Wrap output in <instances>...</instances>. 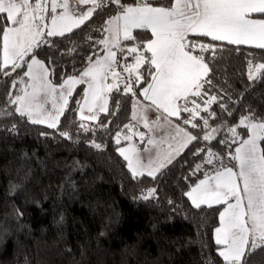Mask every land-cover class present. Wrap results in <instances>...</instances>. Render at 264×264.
Returning <instances> with one entry per match:
<instances>
[{
	"label": "trees",
	"instance_id": "trees-1",
	"mask_svg": "<svg viewBox=\"0 0 264 264\" xmlns=\"http://www.w3.org/2000/svg\"><path fill=\"white\" fill-rule=\"evenodd\" d=\"M136 2L120 0L119 5L108 2L96 7L71 32L46 36L28 58L42 61L55 85L80 75L103 56L105 44L100 41L108 21L121 7ZM148 2L167 7L172 0ZM253 18L264 16L253 14ZM133 36L123 45L139 46L141 54L150 56L143 45L151 34L135 30ZM189 39L216 46L214 52L200 53L197 48L195 53L209 67L205 78L209 82L201 91L206 99L217 97L210 106L215 115L208 128L199 117L194 123L200 126L194 128L184 123L182 117H188L181 112L177 121L199 139L155 176L134 178L117 152L126 144L121 137L128 131L125 125L133 122L134 100L149 83V71H154L149 64L140 68L143 75L134 84L135 95L123 92L125 79L118 83L119 90L109 91L107 111L95 121H83L88 131L79 127L82 84L73 90L57 127L49 128L22 118L8 102L9 93H21L25 65L10 76L0 71V113H7L0 114V264H224L214 240L223 204L196 208L186 193L209 174L235 167V149L248 137L246 128L238 126L242 118L264 122V71L253 79L247 75L250 62L264 63V49L208 37ZM1 48L2 33L0 56ZM134 55H128V64L135 63ZM202 113L201 117L208 115ZM231 127L237 128L235 142ZM212 128L219 131L205 141V132ZM260 148L264 152V140ZM209 152L214 153L211 164L206 163ZM243 264H264V244L248 251Z\"/></svg>",
	"mask_w": 264,
	"mask_h": 264
},
{
	"label": "snow or ice",
	"instance_id": "snow-or-ice-1",
	"mask_svg": "<svg viewBox=\"0 0 264 264\" xmlns=\"http://www.w3.org/2000/svg\"><path fill=\"white\" fill-rule=\"evenodd\" d=\"M78 5L91 3L92 8L77 15L70 11L67 0H50L51 26L45 33L43 13L46 11L48 0H0V33L3 41V59L0 71L4 75H10L11 71L21 68L24 60L33 46H39L44 35L63 36L79 27L88 20L96 7L100 6L98 0H76ZM110 3L119 5L120 0H109ZM58 8L63 11L58 15ZM119 15L108 21L110 25L105 31L110 33L100 43L106 45L104 59L97 60L95 64L85 70L80 79H66L60 86L58 100L57 88L47 79L48 70L40 61L32 59L27 64L24 75L30 81L21 89L22 94L13 96L9 93L8 102L14 106L15 113L22 118L26 117L30 123L46 124L49 128H56L60 116L63 115L68 97L72 95L76 84L87 83L88 89L84 92V102L79 106V127L89 130L83 121H95L97 119L94 109L107 111L105 92L117 88L121 79H125L115 71L113 65L117 63L116 52L112 48L119 45L121 36L124 40H134L133 29L150 30L152 38L143 45L145 56L139 51V46L128 47L127 53L134 55V64L125 63L123 70L128 74L125 79L123 92L134 93V84L142 79L140 68L145 63L154 69L149 71L151 82L140 91L148 104L165 115V124L171 125L169 117H178L181 112L189 113L184 120L185 124L199 127L197 118L203 120L204 128L209 127V120L214 118V112L210 106L216 102L217 97L208 96L203 105L190 97L202 98L205 78L209 72L208 64L202 55L195 54L197 48L200 53L215 50V45L197 42L189 39V36L208 37L211 41H224L231 45H249L264 49V19H255L253 14L264 16V0H175L170 7H153L148 4H137L135 7H121ZM8 25H11L10 27ZM111 44V47H107ZM124 51L123 48L120 49ZM264 71V63L252 65L250 62L249 78L254 73ZM111 74L113 84L105 85L103 81ZM135 77L133 80L132 77ZM87 78V79H85ZM22 82V81H21ZM17 82H13L16 87ZM30 89V91H29ZM117 90H119L117 88ZM51 97L52 111H48L45 105ZM184 103L181 105L180 101ZM99 102V103H98ZM189 104L192 106L189 107ZM87 111L91 115L85 116ZM134 111L133 119L143 121L145 128L152 130L162 128L161 118L149 123L145 112L148 105ZM208 113L201 117L200 113ZM7 115V113H0ZM240 127L247 130L248 138L240 142L235 149V159L238 163L239 172L231 168L216 172L213 176H206L196 184L188 193L187 197L196 208L202 204L212 207L213 204H225L226 207L220 213V227L215 229V244L219 246L218 255L224 264H243V257L248 251L256 249L264 244V152L261 151L258 141L264 140V122L252 123L248 117L239 121ZM131 135L125 137L131 140L138 136L144 141L143 134L125 125ZM219 129L212 128L205 132L203 139L209 141L214 138V133ZM232 140L237 138V128H229ZM65 138H70L67 132L61 133ZM179 138V139H178ZM173 141L178 140L179 147L172 152H166L162 157L158 153L156 161H149L147 166L141 162V157L134 145L119 149L120 155L127 161V166L133 177L143 175L145 171L154 176L159 168L165 163H171L174 154L186 147L188 143L198 136H192L180 127L174 129ZM117 144L120 143V134L117 133ZM147 144L156 145L157 141L149 138ZM99 148L100 145L93 144ZM171 148L172 145L169 144ZM144 151H148L147 148ZM206 163H212L214 153H208ZM199 167V166H198ZM242 185V187H241ZM153 194L149 190L148 196ZM148 196L144 198L147 199Z\"/></svg>",
	"mask_w": 264,
	"mask_h": 264
},
{
	"label": "rangeland",
	"instance_id": "rangeland-1",
	"mask_svg": "<svg viewBox=\"0 0 264 264\" xmlns=\"http://www.w3.org/2000/svg\"><path fill=\"white\" fill-rule=\"evenodd\" d=\"M75 1V3H77L76 2V0H67V2L69 3V5H70V11H72V12H74V13H76L77 15H79L80 13H82V12H84V11H87L89 8H92L93 7V5L91 4V3H89V5H87L85 8H83L82 10H76L77 8H72V3ZM63 11V9L62 8H58L57 9V12L55 13L56 15H58L60 12H62ZM43 15H44V20H43V24L44 25H46V27L44 28V31H45V33L47 32V30H48V27H50L51 26V16L53 15V13H51V8H50V0H48V4H47V6H46V11L43 13ZM115 17V16H114ZM113 17V18H114ZM113 18H111L110 20H112ZM109 20V21H110ZM11 25H9V27H10ZM110 27V25L107 23V28H109ZM107 33H109L108 31H106V34H105V37H104V39L107 37ZM43 38V37H42ZM41 38V41L40 42H42L43 41V39ZM2 45H3V41H2ZM35 46V45H34ZM33 46V47H34ZM106 46V45H105ZM1 50L3 51V48H1ZM1 51V56L0 57H2V58H0V64H2V59H3V52ZM32 51V50H31ZM31 51L28 53V54H26L25 55V57H24V60L23 61H21L20 63L23 65L24 64V62H25V58L31 53ZM34 59H36V60H38L37 58H35L34 57ZM38 61H40V60H38ZM31 63V62H30ZM40 63L41 64H43L41 61H40ZM252 65H256V64H259V63H251ZM44 65V64H43ZM45 67V66H44ZM249 68H250V65L248 66V69H247V75H248V77H249ZM18 69V68H17ZM17 69L15 70V71H17ZM26 71H27V67H26ZM13 71H11L10 70V73H12ZM11 75V74H10ZM10 75H7V76H10ZM259 75V73H254L253 74V78H256L257 76ZM79 77V76H78ZM134 77V76H133ZM50 78V75H49V71H48V77H47V79H48V81L53 85V86H55L56 88H57V100H58V95H59V91H60V86L63 84V82L66 80H64L62 83H60V84H58V85H55V84H53L52 83V81L49 79ZM70 78H74V79H79V78H77V76H74V77H70ZM253 78H251V79H253ZM67 79H69V78H67ZM20 81H23L22 82V89L25 87V85L27 84V83H29L30 81L28 80V77L27 76H25V79L23 80V79H21ZM81 84H83V83H81ZM77 85H79V84H76L75 86H74V88H73V90L76 88V86ZM85 85V84H84ZM29 91H30V89H29ZM86 91V90H85ZM19 94H22V93H19ZM108 92H105V99H106V101H107V104H108ZM190 99H192V100H195L197 103H200L201 105H203V101L204 100H206V98H205V96H203V94H202V98H198V97H190ZM68 100H69V97H68ZM83 102H84V98H83ZM83 102H81V104L80 105H82L83 104ZM58 103H62V101H59L58 100ZM99 103V102H98ZM180 103H181V105H183V103H184V101L183 100H181L180 101ZM142 103H140V102H138L137 101V99L136 100H134V103H133V113H134V111H138V106H145V105H149L148 103H143L142 105H141ZM192 105L191 104H189V107H191ZM106 107H107V105H106ZM45 108L48 110V111H52V104H51V97L49 98V102L45 105ZM66 108V107H65ZM104 112V111H103ZM95 113H96V116H97V114L98 113H102L101 111H99V109H96L95 110ZM133 113L131 114V117H133ZM150 113V114H149ZM184 113H186L185 115L187 116V117H189V113H187V112H184ZM201 114L203 115V113L201 112L200 113V116H201ZM145 115H146V117H147V119H148V121H149V123H151V122H153V121H155V120H157V118L158 117H160L156 112H153L152 110H149V108L147 109V111L145 112ZM78 116L80 117V112H79V114H78ZM161 118V117H160ZM162 119V118H161ZM187 119V118H186ZM182 120H185V118L183 119V117H182ZM84 122H90V121H88V120H85ZM161 122V124H163L164 126L162 127V128H160V129H156V131H153V130H147V131H145V130H140L139 128H137L136 130H137V132L138 133H141V134H143L144 135V137L146 138H148V137H150V136H156L154 139H155V141H162L164 138H166L167 137V126H166V124L164 123V120H161L160 121ZM250 122H252V123H259V122H257V121H250ZM133 123L134 122H132L130 125H129V127H133ZM42 125H46V124H42ZM155 127V126H154ZM153 127V128H154ZM135 127H133V129H134ZM135 131V130H134ZM128 132V134L126 133V136H123V137H121V138H123V139H125V141L126 142H128V146L129 145H134L136 148H137V151L139 152V154L141 155L142 153H144V154H146L147 156H149V153L155 148L154 146H150L149 148H148V151H145L144 152V148H143V146H142V143H144V141H141L140 139H139V137L138 136H133L132 137V139L131 140H129V139H126L125 137H127V136H129L131 133L129 132V131H127ZM190 135H192V133H189ZM193 136V135H192ZM248 138V137H247ZM246 138V139H247ZM189 144V143H188ZM187 144V145H188ZM258 144H259V146H260V141H258ZM128 146H126V147H123V148H127ZM240 146V144L238 145V147ZM177 147H179V144L177 143L176 145H174L172 148L173 149H171V151L170 152H172L175 148H177ZM185 147H183V148H181L180 149V151H179V153L178 154H174L173 155V159L175 158V157H177L182 151H183V149H184ZM143 149V150H142ZM261 149V148H260ZM153 156V155H152ZM152 156H149V159L150 160H152L153 159V157ZM156 156V155H155ZM157 157V156H156ZM148 164H149V161H148ZM167 163H165L164 164V166L166 165ZM162 168V167H161ZM161 168H159V170L161 169ZM226 168H232V167H225V168H221V169H219V170H217L216 172H218V171H223L224 169H226ZM158 170V171H159ZM158 171H156L155 172V174L158 172ZM216 172H214V173H212V174H209L208 176H213V175H215L216 174ZM238 172H239V170H238ZM203 179H205V177L204 178H202L201 180H203ZM201 180H199L196 184H198ZM196 184H194L193 186H192V188L196 185ZM241 187H242V185H241ZM191 188V189H192ZM190 189V190H191ZM189 190V191H190ZM191 201V200H190ZM191 204H192V202H191ZM193 205V204H192ZM202 205H206V204H202ZM214 205H218V204H213V206ZM225 205V204H224ZM207 206V205H206ZM226 206V205H225ZM224 210V209H223ZM222 210V211H223ZM221 211V212H222Z\"/></svg>",
	"mask_w": 264,
	"mask_h": 264
},
{
	"label": "crops",
	"instance_id": "crops-1",
	"mask_svg": "<svg viewBox=\"0 0 264 264\" xmlns=\"http://www.w3.org/2000/svg\"><path fill=\"white\" fill-rule=\"evenodd\" d=\"M149 0H137V2L135 3V4H132V5H130L131 7H135V6H137V4H140V5H143V4H148V5H150V6H153V5H151V4H149V2H148ZM73 2V1H72ZM175 2V0H172V2L170 3V5H168L167 7H170L171 6V4L172 3H174ZM75 3V1L72 3V4H74ZM77 4V3H76ZM87 5H89V4H84V5H78V7H77V9L76 10H82L83 8H85ZM127 7H129V6H127ZM153 7H165V6H153ZM72 8L74 9V7H73V5H72ZM119 14H121L120 13V11L116 14V16L117 15H119ZM9 26V25H8ZM135 30H138V31H142V32H145V31H148L150 34H151V32H150V30H146V29H133L132 30V34H133V32L135 31ZM47 35H44L43 36V41H44V39H45V37H46ZM110 36V33H107V37H109ZM123 36H121V38H120V41L119 42H123ZM42 41V42H43ZM42 42H40V43H42ZM224 42V41H223ZM241 45H245V44H241ZM246 46H249V45H246ZM36 46H34L33 47V49L35 48ZM107 47H111V44L109 43V45L107 46ZM251 47H254V46H251ZM2 48H3V45H2ZM33 49H32V51H33ZM114 49L115 48H112V51H114ZM2 51V50H1ZM31 51V52H32ZM3 52V51H2ZM107 53H106V46H105V52H104V54H103V56L102 57H100V58H97L96 60H94L88 67H90L92 64H95V62L97 61V60H103L104 59V57H105V55H106ZM0 58H2V57H0ZM33 58H28V56L25 58V62H24V65H25V72H26V67H27V64L28 63H30L31 62V60H32ZM42 62V61H41ZM43 63V62H42ZM44 64V63H43ZM0 65H2V64H0ZM45 66V65H44ZM10 67V66H9ZM87 67V68H88ZM45 68L47 69V67L45 66ZM87 68L85 69V70H87ZM113 68H114V65H113ZM48 70V69H47ZM84 70V71H85ZM83 71V72H84ZM82 72V73H83ZM154 72V71H153ZM82 73L80 74V75H78L77 76V78H81V75H82ZM70 78V77H69ZM50 79V78H49ZM85 79H87V78H85ZM112 79H113V77H112V75L111 74H109L108 76H107V78L103 81V84H105V85H110L111 84V82H112ZM151 82V78H150V81H149V83ZM85 84V85H84ZM83 86H84V92H85V90H87L88 89V84L87 83H83L82 84ZM148 85V84H147ZM147 85L144 87V88H146L147 87ZM78 86V85H77ZM143 90V89H142ZM141 90V91H142ZM109 93V92H108ZM105 95V94H104ZM83 98H84V93H83V96H82V100L80 101V104H81V102H83ZM137 99V101L138 102H140V103H148V101H146V100H144V98H143V96H140V95H138V97L136 98ZM141 104V105H142ZM80 106V105H79ZM143 107V106H142ZM141 106H139V108H142ZM148 108H149V110H152L153 112H156L161 118H163V116L165 115L162 111H157V110H155L154 109V107H152V106H150V105H148ZM79 109V108H78ZM96 109H98V108H96ZM96 109H94V111L96 110ZM139 110V109H138ZM132 113H133V108H132ZM78 114H79V110H78ZM85 116H87V115H91V113H89L88 111H87V108H85V111H84V113H83ZM99 114V113H98ZM97 114V115H98ZM150 114V113H149ZM80 118V117H79ZM170 121H171V125H168V124H166V128H167V137L166 138H164L162 141L160 140V141H158L157 142V144L156 145H149V144H147V140L149 139V138H151V139H153L154 141H155V137L156 136H150V137H146L145 139H144V143H142V146H143V148L145 149V148H149L150 146H154L155 148L149 153V156H152L153 157V159L152 160H150L149 159V156H147L146 154H144V153H142L141 155H140V157H141V162H142V164L143 165H145V166H147L148 165V161H156L157 160V154L159 153L160 155H161V157L166 153V152H170L171 151V149H173L172 147L174 146V145H176L177 143H178V140L177 141H173L172 139H171V136L172 135H174V129L176 128V127H180V128H182L184 131H186V132H188V133H190V131L186 128V127H184L183 125H181L178 121H177V119H178V117H175V116H173V117H169L168 118ZM161 120H163V119H161ZM132 121L134 122L133 123V127H135L133 130H135L136 132H137V128H139L140 130H145V131H147L148 129L147 128H145L144 127V125H143V121H138V120H134L133 119V117H132ZM132 127V128H133ZM156 129H160V128H156V127H154L152 130L153 131H156ZM127 134H128V132H127ZM131 135V134H130ZM179 139V138H178ZM169 144H171L172 145V147L170 148L169 147ZM126 146H128V142H126V144H123V145H121V146H119L118 147V149H117V152L120 154V152H119V149H121V148H123V147H126ZM238 147V146H237ZM236 147V148H237ZM143 150V149H142ZM145 152V151H144ZM156 155V156H155ZM122 158H123V156H121ZM124 159V158H123ZM172 160H173V158H172ZM171 160V161H172ZM168 164V163H167ZM166 164V165H167ZM126 165H127V161H126ZM165 165V166H166ZM165 166H163L156 174H158ZM127 168H128V166H127ZM234 172H238V170H239V168H238V163H237V161H236V165H235V167H232L231 168ZM128 170H129V168H128ZM130 171V170H129ZM130 173H131V171H130ZM132 174V173H131ZM155 174V175H156ZM143 175H148L147 174V171H145L144 172V174ZM154 175V176H155ZM138 176H142V175H138ZM148 176H150V175H148ZM189 199V198H188ZM189 201H190V199H189ZM191 202V201H190ZM201 206H206V205H201ZM226 206L223 204V209L225 208ZM222 209V210H223ZM218 227H220V222H219V225L216 227V228H218ZM215 228V229H216ZM214 240H215V230H214ZM218 250H219V248H218Z\"/></svg>",
	"mask_w": 264,
	"mask_h": 264
},
{
	"label": "built area",
	"instance_id": "built-area-1",
	"mask_svg": "<svg viewBox=\"0 0 264 264\" xmlns=\"http://www.w3.org/2000/svg\"><path fill=\"white\" fill-rule=\"evenodd\" d=\"M108 2H109V0H98V3H99L100 6L103 5L104 3H108ZM73 7H74V8H77V7H78V4L74 3V4H73ZM143 30H144V29H143ZM121 48H123L124 51H121V50H120ZM127 48H128V47H125V46L123 45L122 42H119L118 47H116V48L114 49V52H116V61H117V63L114 64V69H115V71H116L117 73H119V74H120L121 76H123L125 79L127 78L128 74H127L126 72H124V70H123V65H124L125 63H127V57H128V55H129V54L127 53ZM132 79L134 80V77H132Z\"/></svg>",
	"mask_w": 264,
	"mask_h": 264
}]
</instances>
